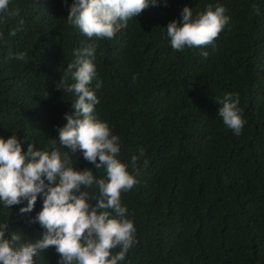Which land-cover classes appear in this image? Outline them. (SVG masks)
I'll use <instances>...</instances> for the list:
<instances>
[{"label":"trees","instance_id":"trees-1","mask_svg":"<svg viewBox=\"0 0 264 264\" xmlns=\"http://www.w3.org/2000/svg\"><path fill=\"white\" fill-rule=\"evenodd\" d=\"M72 3L10 0L18 14L0 13V138L15 135L23 151L29 143L52 151L65 114L74 111V94L58 85L73 83L67 65L74 50L95 44L94 115L119 137L116 159L138 181L121 193L136 232L118 264H264V0H162L111 39H89L70 25ZM208 5L223 6L229 18L214 46L173 50L167 25L179 24L186 6L195 16ZM21 52L25 60L15 58ZM229 93L238 95L246 121L240 135L218 115V100ZM55 148L74 169L106 178L82 152L72 154L58 141ZM86 191L95 206L98 188ZM42 203L38 196L33 211L21 215L26 201L10 208L0 202L6 236L42 239L44 230L30 222ZM59 258L49 247L34 259L57 264Z\"/></svg>","mask_w":264,"mask_h":264},{"label":"clouds","instance_id":"clouds-1","mask_svg":"<svg viewBox=\"0 0 264 264\" xmlns=\"http://www.w3.org/2000/svg\"><path fill=\"white\" fill-rule=\"evenodd\" d=\"M161 2L73 0L67 22L89 39H111L118 30L127 27L130 19ZM9 3L10 0H0V13L16 16L19 10L10 9ZM253 10L259 14L255 5ZM225 12L223 6L208 5L193 16L192 9L184 7L179 24L174 20L167 25L171 48L182 51L186 46H214L229 22ZM95 51V44L74 50V60L67 65L73 83L62 79L58 85L64 92L74 94L75 100L74 111L64 116L66 124L57 129L58 139L51 140L52 151L36 149L32 143L23 151L15 135L7 140L0 138V202L10 208L26 201V206L19 209L21 215H26L33 211L38 196L42 197V210L30 222L38 223L44 230L42 239L30 243L24 240L23 233L12 232L6 236L8 224H0V264H35L34 258L49 247H54L59 254L57 264H118L135 243L136 229L126 218L127 208L121 203V193L138 181L129 173L128 165L116 159L120 151L119 137L94 115L99 103L91 87L97 79L93 63ZM201 55L207 57L208 53ZM15 58L25 60L26 53H18ZM101 83L97 81L95 87L98 89ZM218 103L221 105L218 115L224 125L240 135L246 121L238 107V95L225 94ZM57 141L72 154L82 152L83 158L96 169L106 171V178H96L90 169H74L69 155L65 153L62 157L55 148ZM139 153L143 156V149ZM138 159L137 155L131 158L134 171ZM93 185L99 190L95 206L89 203L91 198L86 191ZM116 248L120 251L113 255L112 250Z\"/></svg>","mask_w":264,"mask_h":264}]
</instances>
